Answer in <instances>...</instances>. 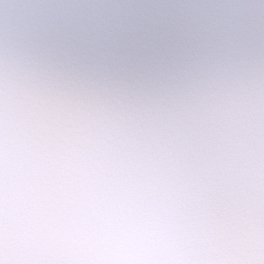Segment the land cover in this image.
<instances>
[{"label":"clouds","instance_id":"obj_1","mask_svg":"<svg viewBox=\"0 0 264 264\" xmlns=\"http://www.w3.org/2000/svg\"><path fill=\"white\" fill-rule=\"evenodd\" d=\"M0 264H264V0H0Z\"/></svg>","mask_w":264,"mask_h":264}]
</instances>
